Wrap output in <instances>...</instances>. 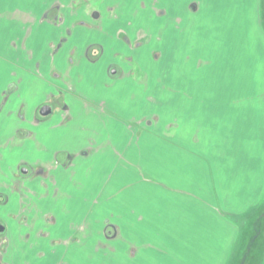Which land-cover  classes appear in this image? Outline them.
Wrapping results in <instances>:
<instances>
[{"label":"crops","instance_id":"crops-1","mask_svg":"<svg viewBox=\"0 0 264 264\" xmlns=\"http://www.w3.org/2000/svg\"><path fill=\"white\" fill-rule=\"evenodd\" d=\"M0 194V264H264V0H0Z\"/></svg>","mask_w":264,"mask_h":264},{"label":"flooded vegetation","instance_id":"flooded-vegetation-1","mask_svg":"<svg viewBox=\"0 0 264 264\" xmlns=\"http://www.w3.org/2000/svg\"><path fill=\"white\" fill-rule=\"evenodd\" d=\"M84 1V5L87 4V2H90L92 0H83ZM92 17H102L101 14L97 11L93 12L92 14ZM28 172H30V169L27 168L26 165H22L20 166L19 170H18V176L19 178L23 177L24 174L26 175ZM4 197V203L6 204L7 201H8V198L3 195V194H0V198ZM0 226H2L4 228V231L3 232H0V235H5V232H6V227L4 226V224L0 223Z\"/></svg>","mask_w":264,"mask_h":264},{"label":"water","instance_id":"water-1","mask_svg":"<svg viewBox=\"0 0 264 264\" xmlns=\"http://www.w3.org/2000/svg\"><path fill=\"white\" fill-rule=\"evenodd\" d=\"M51 113V109L49 107H43L41 109V112L40 114L43 116V117H46L48 115H50ZM4 231V228L2 226H0V232H3Z\"/></svg>","mask_w":264,"mask_h":264},{"label":"rangeland","instance_id":"rangeland-1","mask_svg":"<svg viewBox=\"0 0 264 264\" xmlns=\"http://www.w3.org/2000/svg\"><path fill=\"white\" fill-rule=\"evenodd\" d=\"M152 7V9H153V5H150V1H148V4L146 5V8L147 9H150ZM153 11V10H152ZM151 11V12H152ZM97 12H99V11H97ZM100 13V12H99ZM101 14V13H100ZM151 15V14H150ZM149 17V16H148ZM52 104V103H51ZM3 154H6V151H3ZM21 156V154L20 153H17V155L15 156V159L14 160H12V161H10L9 163H15L18 159H19V157Z\"/></svg>","mask_w":264,"mask_h":264}]
</instances>
